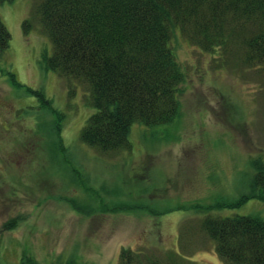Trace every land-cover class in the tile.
Returning a JSON list of instances; mask_svg holds the SVG:
<instances>
[{
  "label": "rangeland",
  "instance_id": "1",
  "mask_svg": "<svg viewBox=\"0 0 264 264\" xmlns=\"http://www.w3.org/2000/svg\"><path fill=\"white\" fill-rule=\"evenodd\" d=\"M38 2L0 3L11 35L0 56V264H121L123 248L133 264H226L201 222L264 217L256 198L224 204L248 196L254 162L264 164V76L176 31L177 117L136 123L130 147L104 152L80 138L93 112L87 84L41 64L52 45Z\"/></svg>",
  "mask_w": 264,
  "mask_h": 264
},
{
  "label": "trees",
  "instance_id": "2",
  "mask_svg": "<svg viewBox=\"0 0 264 264\" xmlns=\"http://www.w3.org/2000/svg\"><path fill=\"white\" fill-rule=\"evenodd\" d=\"M35 14L52 45L42 66L87 84L93 112L80 138L104 152L130 147L136 123L154 126L177 117L183 72L172 46L176 31L205 51L236 54L264 76V0H39ZM30 27L24 18V33ZM10 38L0 18V56ZM5 71L18 84L14 72ZM258 161L251 193L225 205L264 201V164ZM201 227L226 264H264V217L206 216ZM120 252L121 264H133L130 248ZM18 264L38 262L24 256Z\"/></svg>",
  "mask_w": 264,
  "mask_h": 264
}]
</instances>
